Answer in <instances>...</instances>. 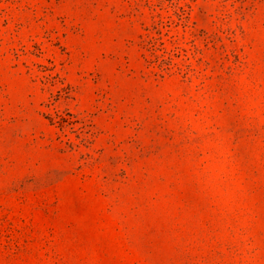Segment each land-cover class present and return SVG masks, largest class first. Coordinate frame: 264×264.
<instances>
[{
    "label": "rangeland",
    "instance_id": "1",
    "mask_svg": "<svg viewBox=\"0 0 264 264\" xmlns=\"http://www.w3.org/2000/svg\"><path fill=\"white\" fill-rule=\"evenodd\" d=\"M0 264H264V0H0Z\"/></svg>",
    "mask_w": 264,
    "mask_h": 264
}]
</instances>
